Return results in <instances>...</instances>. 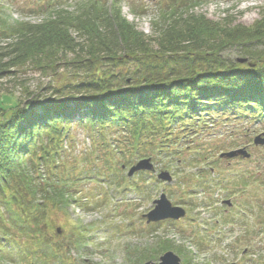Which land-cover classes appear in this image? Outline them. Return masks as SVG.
Returning <instances> with one entry per match:
<instances>
[{
    "label": "trees",
    "instance_id": "16d2710c",
    "mask_svg": "<svg viewBox=\"0 0 264 264\" xmlns=\"http://www.w3.org/2000/svg\"><path fill=\"white\" fill-rule=\"evenodd\" d=\"M172 1L160 6L151 35L122 17L120 1L109 5L104 0H77L73 10H51L36 25L0 19V35L19 41L13 49H0L2 56L15 61L9 66L1 60L0 76L11 67L45 58L56 66L58 55L69 53L76 64L86 63L79 70H87L86 79L70 84L64 97H0V261L16 264L15 258L27 260L34 254L48 260L66 248L57 241V222L66 220L71 230L79 222L72 208L84 214L101 209L109 198L108 191L102 193L105 183L114 187L112 195L139 192L150 200L157 187L165 186L162 181L150 172L129 178L124 166L150 156L159 160V155L178 165L180 159L174 156L180 151L169 148L183 142L176 126L192 136L207 126L204 119L264 117V11L253 25L245 26L231 14L221 21L196 14L200 1ZM48 4L43 5L46 11L52 8ZM231 55L248 62L238 63ZM106 59L117 63L118 72L103 71ZM126 67L129 71L123 73ZM74 124L99 136L101 163L98 166L87 154L83 168L75 162L63 173L54 157L64 149ZM104 153L108 157L100 158ZM203 170L207 166L198 174ZM63 174L67 179L60 178ZM91 182L96 186L88 188ZM242 182L246 185L248 179ZM182 222L146 225L147 234L163 224L176 228ZM202 241L200 247L206 246ZM154 244L140 264L158 261L167 251L177 253L183 264H193L186 249L173 241Z\"/></svg>",
    "mask_w": 264,
    "mask_h": 264
},
{
    "label": "rangeland",
    "instance_id": "374dc122",
    "mask_svg": "<svg viewBox=\"0 0 264 264\" xmlns=\"http://www.w3.org/2000/svg\"><path fill=\"white\" fill-rule=\"evenodd\" d=\"M76 1L0 0V19L8 18L10 23L36 25L45 21L51 15V10H56L54 13L61 8L68 9L69 7L70 11L73 10L76 7ZM107 1L109 5H111V1H120L122 17L146 35H151L153 32L151 24L158 16L160 6L164 5L165 7L169 3L172 5L173 2L172 0H104L105 3ZM176 1L177 3L193 2L192 0ZM197 1H200L201 5L195 8L196 14L205 15L213 21H221L231 14L245 26L253 25L264 11V0ZM48 3L52 5V8L48 10L50 13L43 8V5H49ZM18 42L16 37L3 38L0 35V49L8 47V45H11L9 47L13 49L18 45ZM58 54L59 52L55 57ZM72 54L58 55L56 66L51 65V61L45 58L41 61H29L16 68L11 67L8 73L0 76V97L4 96L11 99L10 101H23L33 96L42 99L64 97L70 84H78L86 79L87 70L78 69L79 66L86 65V63L76 64L75 56ZM0 55V61L3 60L2 64L9 65L14 61L8 56H2L1 50ZM230 57L234 61L242 59L237 55ZM102 64L105 65L103 71L118 72L117 63L106 59ZM128 71L126 67L123 73ZM204 120L207 122V126L200 127L196 132L190 133V135L193 134L192 136H189L187 130L180 131L179 126L174 128L183 142L168 146L180 151L178 155L174 156L176 161L178 158L180 159L178 165H170L165 160L163 161L161 155L158 156L159 160L153 156L146 157L152 159L157 173L170 172L174 178L173 183L169 185L163 183L166 187H157L150 200L138 195L139 192H136L138 194L128 192L124 196L112 195L111 193L115 189L110 185L111 182L103 184L104 191L102 193L108 191L109 198L101 209L96 208L92 213L84 214L83 211L72 208L73 217H78L79 222L76 221L71 230L66 229L69 226L66 220L61 218V221L57 222V232L59 233L60 228L64 229L62 234H58L60 237L57 238V241L66 248L56 251L48 260L36 254L30 255L27 260L18 261V258H15L16 264H140L142 258L155 248L154 243L158 240L168 236L169 240L178 245L173 238L166 234L167 232L163 231L164 229L157 231L162 234H147L146 219L143 218V215L151 210L153 202L158 200L162 193H165L169 200L176 205L183 206L188 213L189 219L176 227L174 232L182 238L181 241L189 251L191 250L187 247L188 243L193 240L196 242L195 246L199 253L194 252L193 255L196 264H207L208 260H210V264H213L212 262L231 264L230 256L232 263L264 264V146L254 144L256 136L264 135V117L231 116ZM113 136L119 139V136ZM107 139L114 138L108 136ZM99 140V136L92 129L74 124L64 144V149L54 157V162L58 166L61 165L60 169L64 173L67 164L73 166L76 162L79 169L83 168L82 160L89 154L93 160H96L94 163L96 162L99 166L101 163L97 158L99 151L96 150ZM237 149L246 150L250 154V158L224 159L220 157L221 153ZM104 154L100 158L107 156L106 153ZM202 154H206V156L202 157V162L204 161L205 164L201 166ZM213 162L214 164H212ZM197 166L200 168L207 166L208 172L203 170L202 175H199L200 168L198 169ZM90 169L91 167L83 172L86 173ZM128 170L129 167L124 169L126 175ZM68 173L70 172L68 171ZM157 173H152V175L157 177ZM67 174H63L60 178L67 179ZM137 179L139 177H136L135 180ZM241 179H260L261 194L258 199L254 200L252 192H250V187H258L256 183L249 182L244 185ZM92 184L96 183H89L88 188L96 186ZM145 186L151 188L152 185L145 183ZM239 186H245L242 193ZM219 189L220 191H217ZM230 198H234V205H236V209L229 214L230 219L234 222L225 223L223 211L226 210V207H221L222 200H231ZM191 201L196 207L190 204ZM254 201L257 206L262 208L261 211L259 207L256 208V205L247 209V205L255 203ZM213 207L215 209H212ZM216 217H218L219 225L213 224ZM91 223L93 225H90ZM83 224H85L84 229H82ZM223 227H226L227 238L222 235ZM171 236L173 237V235ZM199 236L203 237L201 238L202 242L207 246L200 247ZM237 238L239 240L235 241ZM225 244L229 246L227 249H222V247L225 248ZM241 251H245L247 257L240 262ZM0 264L6 263L0 261Z\"/></svg>",
    "mask_w": 264,
    "mask_h": 264
},
{
    "label": "water",
    "instance_id": "95a60500",
    "mask_svg": "<svg viewBox=\"0 0 264 264\" xmlns=\"http://www.w3.org/2000/svg\"><path fill=\"white\" fill-rule=\"evenodd\" d=\"M248 62L247 58L238 59V63L246 64ZM255 145H264V138L262 136H258L255 138ZM239 156H243L245 158H249L250 155L246 150L241 149L237 151H232L229 153H223L221 158L225 159H233ZM140 171H150L156 172L155 166L152 163L150 158L143 159L139 161L137 164L131 167L129 171V177L134 176L136 172ZM158 178L162 181L171 183L172 176L169 172H161L158 174ZM230 204V202H227ZM154 208L146 215L144 218L147 220V224L151 223H159L167 220L180 221L183 218L187 217V213L183 208L174 207L172 202L168 199L166 194H162L158 200L153 202ZM59 234H62V230L59 229ZM145 264H183L182 259L172 251L166 252L160 258L158 263L154 261H148Z\"/></svg>",
    "mask_w": 264,
    "mask_h": 264
},
{
    "label": "flooded vegetation",
    "instance_id": "af4514ba",
    "mask_svg": "<svg viewBox=\"0 0 264 264\" xmlns=\"http://www.w3.org/2000/svg\"><path fill=\"white\" fill-rule=\"evenodd\" d=\"M227 211H228V210H227ZM227 211H226V212H227Z\"/></svg>",
    "mask_w": 264,
    "mask_h": 264
}]
</instances>
